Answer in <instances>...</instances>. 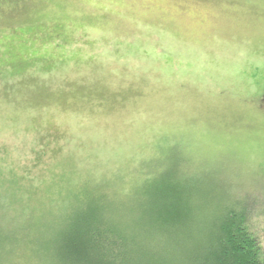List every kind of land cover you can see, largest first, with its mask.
Listing matches in <instances>:
<instances>
[{
  "label": "rangeland",
  "instance_id": "rangeland-1",
  "mask_svg": "<svg viewBox=\"0 0 264 264\" xmlns=\"http://www.w3.org/2000/svg\"><path fill=\"white\" fill-rule=\"evenodd\" d=\"M166 176L248 203L264 264V0H0V224Z\"/></svg>",
  "mask_w": 264,
  "mask_h": 264
},
{
  "label": "trees",
  "instance_id": "trees-1",
  "mask_svg": "<svg viewBox=\"0 0 264 264\" xmlns=\"http://www.w3.org/2000/svg\"><path fill=\"white\" fill-rule=\"evenodd\" d=\"M197 187L165 183L131 207L113 197L107 208L78 205L75 195L57 225L45 229L42 219L0 224V264H161L162 253L182 257L165 264H262L248 231L249 204L221 200L208 207L200 200L209 190Z\"/></svg>",
  "mask_w": 264,
  "mask_h": 264
}]
</instances>
